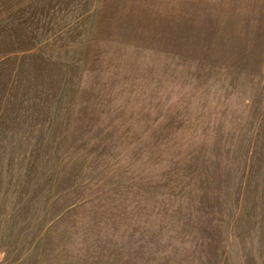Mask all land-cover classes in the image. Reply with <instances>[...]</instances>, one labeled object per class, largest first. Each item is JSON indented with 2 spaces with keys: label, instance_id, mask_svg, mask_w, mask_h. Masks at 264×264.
Here are the masks:
<instances>
[{
  "label": "rangeland",
  "instance_id": "1",
  "mask_svg": "<svg viewBox=\"0 0 264 264\" xmlns=\"http://www.w3.org/2000/svg\"><path fill=\"white\" fill-rule=\"evenodd\" d=\"M0 264H264V0H0Z\"/></svg>",
  "mask_w": 264,
  "mask_h": 264
}]
</instances>
